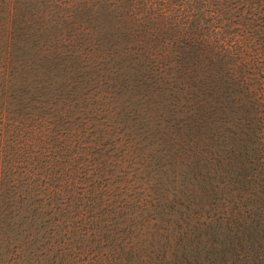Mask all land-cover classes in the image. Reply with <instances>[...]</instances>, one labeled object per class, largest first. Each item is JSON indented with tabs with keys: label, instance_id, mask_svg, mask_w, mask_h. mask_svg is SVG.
Masks as SVG:
<instances>
[{
	"label": "rangeland",
	"instance_id": "rangeland-1",
	"mask_svg": "<svg viewBox=\"0 0 264 264\" xmlns=\"http://www.w3.org/2000/svg\"><path fill=\"white\" fill-rule=\"evenodd\" d=\"M79 1L0 0V264H264V30L201 21L222 87Z\"/></svg>",
	"mask_w": 264,
	"mask_h": 264
},
{
	"label": "trees",
	"instance_id": "trees-1",
	"mask_svg": "<svg viewBox=\"0 0 264 264\" xmlns=\"http://www.w3.org/2000/svg\"><path fill=\"white\" fill-rule=\"evenodd\" d=\"M81 1V0H80ZM79 1V2H80ZM88 0H83L80 4V8L83 7ZM99 7L102 10L112 12L118 20H121L124 26L115 27L108 34L113 37L120 36L132 41L148 43L151 45L152 50L156 48L152 57L157 60L155 63L162 66L163 56L169 50L167 44H174V42L183 41V49L180 50V55H183L181 59L182 70L186 75L190 70L198 69L199 73L203 75L210 82L212 78L214 82L222 83V87L225 84L233 86V84L244 85V79L239 70L240 61L238 64L220 61L222 55L219 57L217 52H213L210 45H208L209 33L203 29H200L201 21L204 23L213 20L217 21L230 20L234 18V23L241 27V32L248 37L253 36L256 32L264 30V15L258 13L245 11L243 12H229V10H202L201 5L206 3V0H96ZM79 4V3H78ZM207 17V19H203ZM118 28V30H116ZM211 29L214 32V28ZM211 31V32H212ZM6 42V41H5ZM211 42V41H210ZM6 46L8 45L5 44ZM213 47V46H212ZM220 48L223 51L222 46H214ZM160 49V50H159ZM8 50L6 51L7 55ZM159 53V54H158ZM173 54V53H172ZM174 55V54H173ZM160 57V58H159ZM3 63L7 68L10 64V60L7 56L3 58ZM177 60L174 59V64ZM184 61H189L188 64H184ZM178 62V61H177ZM176 68V67H175ZM187 69V71H186ZM175 70V69H174ZM219 70H223L219 72ZM191 71V72H192ZM211 77V79H209ZM212 86V83L210 84ZM217 88V87H216ZM239 91H233L230 89L227 92L225 87L224 92H221L223 99L227 100L229 97H239ZM216 93V90H215ZM221 96V95H218ZM217 96V97H218ZM218 104L221 103V99L216 100ZM226 106V105H222ZM238 151L240 155V151ZM234 235V234H233ZM232 235V236H233Z\"/></svg>",
	"mask_w": 264,
	"mask_h": 264
}]
</instances>
